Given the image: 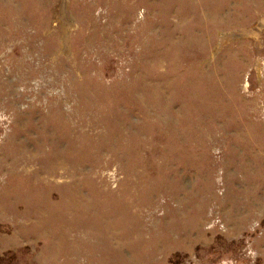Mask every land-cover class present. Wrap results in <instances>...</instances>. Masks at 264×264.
<instances>
[{
  "label": "rangeland",
  "instance_id": "rangeland-1",
  "mask_svg": "<svg viewBox=\"0 0 264 264\" xmlns=\"http://www.w3.org/2000/svg\"><path fill=\"white\" fill-rule=\"evenodd\" d=\"M0 264H264V0H0Z\"/></svg>",
  "mask_w": 264,
  "mask_h": 264
}]
</instances>
